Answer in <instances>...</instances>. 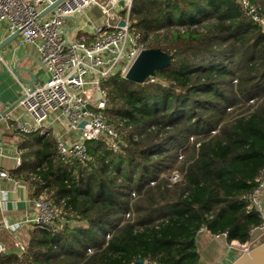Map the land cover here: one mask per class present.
Wrapping results in <instances>:
<instances>
[{
  "label": "trees",
  "instance_id": "16d2710c",
  "mask_svg": "<svg viewBox=\"0 0 264 264\" xmlns=\"http://www.w3.org/2000/svg\"><path fill=\"white\" fill-rule=\"evenodd\" d=\"M131 31L171 66L103 84L119 150L91 141L87 162L62 161L53 132L20 137L11 173L55 217L0 264H200L202 230L246 244L263 225L248 198L264 175V27L237 0H134Z\"/></svg>",
  "mask_w": 264,
  "mask_h": 264
},
{
  "label": "built area",
  "instance_id": "2783aa9c",
  "mask_svg": "<svg viewBox=\"0 0 264 264\" xmlns=\"http://www.w3.org/2000/svg\"><path fill=\"white\" fill-rule=\"evenodd\" d=\"M134 0H0V24L7 26L9 34L19 33L21 46L36 45L41 61L48 72L45 83L22 86L19 107L22 117L8 113L0 120L2 123L14 122L16 130L23 135L41 134L46 136L57 131V149L62 161L71 159L85 163L90 159L88 142L101 141L116 149L121 136L115 127L104 117L107 94L103 84L113 77L125 78L144 46L131 31V12ZM243 10L264 27V19L259 16L257 6L252 0H237ZM58 5L47 15L42 14L53 5ZM123 3V5H122ZM99 8L102 21L91 27L93 37L87 43L88 28L84 23L77 30L83 32L81 38L68 35L67 20L86 13L90 8ZM124 23L125 25H121ZM82 123H85L81 127ZM65 130V133H62ZM62 133V134H61ZM66 133H80V137L67 141ZM11 161L13 169L22 166L23 155L19 147L11 148L3 141L0 132V183L6 181L13 188L0 193L7 201L10 193L23 187L24 183L14 178L4 164ZM264 175L249 202L263 218ZM29 202L39 213L35 218H27L16 226L39 227L49 224L55 211L48 201L31 197ZM13 227V226H12ZM259 233L256 241L240 244L231 242L237 252L236 258L249 253L264 241V223L252 231ZM226 239L227 234L219 236ZM2 249V246L0 245ZM235 258V259H236ZM232 262H230L231 264ZM151 264V263H148Z\"/></svg>",
  "mask_w": 264,
  "mask_h": 264
},
{
  "label": "crops",
  "instance_id": "0c3cea01",
  "mask_svg": "<svg viewBox=\"0 0 264 264\" xmlns=\"http://www.w3.org/2000/svg\"><path fill=\"white\" fill-rule=\"evenodd\" d=\"M102 21V13L99 8H90L86 13L73 19H68L66 28L70 37L81 38L84 33L77 30L78 25L85 22L91 27ZM10 37L8 28L0 24V43ZM94 37L89 33L87 43H91ZM48 80V72L41 61V55L36 45L21 46L20 37L9 47L0 53V115L19 101L22 97L23 83L26 86L45 83ZM11 113L15 117H22L23 111L18 106L12 109ZM0 129L2 139L11 148L17 146L21 150L20 134L14 125V122L2 123ZM56 134V131H52ZM65 133V130H62ZM61 133V134H62ZM56 136V135H55ZM65 139L73 141L80 137V133H66ZM5 166L13 171L11 161L4 162ZM0 186L11 190L13 186L2 181ZM32 197L29 187L24 183L23 187L18 188L16 192L10 193L6 202L0 193V227L2 225H16L25 221L27 218H35L39 210L29 202ZM262 201H264V196ZM26 228L31 226L25 225ZM197 247L200 254V264H227L230 259L235 258L236 251L231 247V242L223 237H214L205 230H202L197 237ZM1 245V244H0Z\"/></svg>",
  "mask_w": 264,
  "mask_h": 264
},
{
  "label": "water",
  "instance_id": "95a60500",
  "mask_svg": "<svg viewBox=\"0 0 264 264\" xmlns=\"http://www.w3.org/2000/svg\"><path fill=\"white\" fill-rule=\"evenodd\" d=\"M58 3L53 5L47 11H45L42 16L47 15L51 10H53ZM123 5V3H122ZM121 25H125L121 23ZM19 38V33L10 35L7 39L0 43V53L9 47L14 41ZM173 55H170L164 52L161 49H143L129 69L128 73L125 76V79L137 83L145 84L149 79L155 77L156 72L168 68L171 66L173 61ZM21 99L9 107L0 115V120L2 117L7 115L12 109L19 105ZM85 123H82L83 127ZM143 262V261H141ZM231 264H264V241L259 243L255 248L252 249L249 253H245L235 260Z\"/></svg>",
  "mask_w": 264,
  "mask_h": 264
},
{
  "label": "rangeland",
  "instance_id": "374dc122",
  "mask_svg": "<svg viewBox=\"0 0 264 264\" xmlns=\"http://www.w3.org/2000/svg\"><path fill=\"white\" fill-rule=\"evenodd\" d=\"M156 33L160 34L159 37L162 38V36L166 34V30L161 29ZM153 37H154V34H152L149 38L152 39ZM143 43L141 42L142 45H144ZM150 82H153V80H151ZM57 132H59V130L56 131V135H57ZM53 134L55 135V133ZM120 145L121 143H119L118 147H116L117 150L120 149ZM170 179L173 183L178 182L180 180V174L175 173L172 175ZM263 196L264 195H262L261 197V203L264 206V201H262ZM2 227L3 228L0 227V244L2 246V249L0 248V255L1 253H14L15 252V253H18L20 256H23V254L25 253L24 251L27 250V247H28V244L31 238V235H30L31 229L26 228L25 225H22V226L20 225L18 227L16 225H8V226L2 225ZM259 236L260 234L256 233V236L252 238L250 242L256 241L257 239H259ZM235 258L230 259L229 262H227V264H230V262L235 260Z\"/></svg>",
  "mask_w": 264,
  "mask_h": 264
}]
</instances>
